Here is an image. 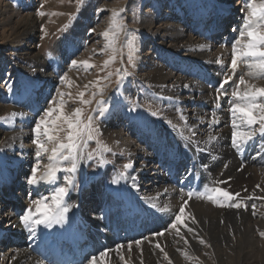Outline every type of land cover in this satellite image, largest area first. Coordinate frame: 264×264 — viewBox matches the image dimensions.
I'll return each instance as SVG.
<instances>
[{
    "label": "bare ground",
    "instance_id": "6f19581e",
    "mask_svg": "<svg viewBox=\"0 0 264 264\" xmlns=\"http://www.w3.org/2000/svg\"><path fill=\"white\" fill-rule=\"evenodd\" d=\"M164 4V0H159L156 11H146L143 17V27L149 31V40L155 49L145 55L148 60L143 61V66L147 64L143 77L148 80L153 93L163 94L168 112L164 117L168 122L147 120L125 111L122 104L120 116L111 117L105 130L108 138L118 140L115 147L127 149L135 161L127 174L117 173L115 183L108 184L103 173L92 180L86 179L81 191L71 188L65 197L70 210L63 224H53L50 228L41 224L33 232L20 221L32 200L43 196L48 197V203H51L52 189L62 185L60 180L55 185L28 183L31 169L37 164L31 123L36 117L30 115L24 123H13L10 133L0 132V202L4 208L0 216V264H49L36 254L34 246L36 239L50 232L52 227L62 228L70 223L82 231L79 232L82 236L94 241L103 233V212L122 214L128 209H140L150 216L153 230L138 240L141 241L139 245L135 242L116 244L109 240L108 245L98 249L94 264H264V236L261 235L264 233V136L260 135V125H254L256 135L251 143L257 144L258 151L256 159L245 161V164L238 158L245 147L238 152L231 140L232 92L237 86L241 92L246 87H264V78L248 74L247 60L244 72L227 68L232 59V45L239 38L245 17L249 15L245 7L247 2L205 0L194 10H186L185 7L175 9ZM28 6L27 9L32 7ZM35 22L30 15L27 18L17 14L9 16L3 22L9 29H0V41L9 46L12 41H33L26 48L41 65L40 54L31 52L36 48L32 27ZM214 31L221 36L212 37ZM78 49L73 50L72 57L80 52ZM0 64L1 78L8 64L5 60ZM61 68L64 69L65 64L62 63ZM44 77L49 79H42L31 90L36 95L33 101L27 102L30 113L38 114L52 95L51 86L57 80L54 81L55 77L51 75ZM241 78L244 85L239 84ZM225 79L228 83L218 100L217 88ZM2 87L0 81V111L4 112L8 108L5 103L11 97L6 96ZM132 89L136 91L135 87ZM12 101L18 104L22 98L16 97ZM18 107L14 110L22 112ZM177 107L182 108L183 122L178 117ZM204 146L212 147L217 158L204 154ZM44 154L48 155L50 151ZM176 158L182 159L176 170H185L180 166L188 158L196 170L203 173L211 189L226 186L225 191L231 193L229 183L233 181L234 186V181H242L245 202L236 201L237 196L230 201L217 197L216 203L208 197L188 198L168 183L162 168L164 163L174 164ZM210 163L212 168L208 167ZM46 164L41 156L38 176L42 175ZM112 167L114 165L109 166L108 171ZM217 174L225 182L218 183ZM87 188L89 192H86ZM221 203L225 206L221 207ZM230 203L247 205V210L228 207ZM181 206L184 207L181 217L184 224L177 225V232L169 225ZM188 227L193 231L189 232ZM157 232H164V235H154ZM14 237H22L23 244H16ZM129 244L132 245L131 251L128 250ZM157 244L160 248L156 247ZM118 245L122 247L118 248ZM105 249H108L107 255L100 257Z\"/></svg>",
    "mask_w": 264,
    "mask_h": 264
},
{
    "label": "rangeland",
    "instance_id": "374dc122",
    "mask_svg": "<svg viewBox=\"0 0 264 264\" xmlns=\"http://www.w3.org/2000/svg\"><path fill=\"white\" fill-rule=\"evenodd\" d=\"M158 1L0 0V29H9L8 26H4L3 22L13 14L25 18L30 15L31 18L36 20L32 24L35 31L34 35H36V42L34 43L36 48L32 49L31 52H37L40 54V60H43L40 65L38 60L30 54V49L26 48V46H31L33 41L22 40L15 43L12 41L13 43L10 46L0 41V63L5 60L8 64L2 71L3 76L0 81L6 96L11 97V100L5 103L8 108L4 112L0 111V132L10 133L13 123H24V119L27 117L29 119L30 115L36 117L31 122L33 130L36 122L45 115L47 109H57V111L52 112L47 117L49 122L54 121L55 125L59 126V130L55 134L56 139L52 142H47L45 145L51 152V149L57 147L59 143L68 142L67 135L69 130L67 124L58 120L57 117L63 114L75 120L76 117L73 116V113L76 109H79L81 129L88 125L91 117L93 130L91 139L84 132L80 140L77 141L80 143V159L78 161L80 167L76 174L77 190L75 191L82 190V185L86 179L92 180L103 173L106 175V182L112 184L117 173H128L130 167L125 168L124 165H132L134 163L135 157L127 149L115 147L118 140L108 138L105 130L111 117L120 116L122 104H124L125 111L141 115L147 120L155 121L160 119L168 122L164 117L168 112L166 111L167 104L162 97L163 94L152 92L151 85L144 78L147 64L143 66V61L148 60L145 58L147 52L152 53L155 50L152 48L154 44H151L149 40V31L143 27V17L146 11H156ZM202 1L205 0H164V5H170L175 9L185 7L186 10H194L199 8ZM257 4H259V0H257ZM28 5H32V7ZM27 6L29 7L28 9ZM245 7L247 6L245 5ZM6 10L10 11L8 12L9 14ZM245 11L247 12L246 9ZM38 12H44L45 15L40 16ZM114 12L119 13L117 24L123 25V30L115 34L114 40L112 36L106 40L101 34L109 29ZM12 31L14 32L15 30L12 29ZM113 31L115 33L116 30ZM74 49H78L80 52L72 57ZM231 56L232 54H230ZM73 60L78 63L73 65ZM84 62H87L91 67H86ZM105 62L108 63L106 64ZM62 63L65 64L64 69L61 68ZM230 65L231 59L227 68L229 71H233ZM244 66L245 60L238 61L237 71L244 72L246 69ZM47 75L54 76V81L57 80L51 86L52 95L49 96L45 106L38 114L30 113L28 107H26L27 102L33 101L36 95L31 90L42 79H49V77H44ZM61 77H66L63 83L61 82ZM86 81L89 82L86 83ZM132 87L136 88L135 92ZM81 92L84 93L83 97L80 96ZM30 94H34V96ZM16 97L22 98V102L18 104L13 102L12 99ZM82 100L88 101V103H82ZM101 102L104 103L102 104ZM16 107H21L22 112H16L14 110ZM176 110L178 117L183 122L184 120L181 117L182 108L177 107ZM153 113L156 114L153 115ZM35 138V135H33V140ZM40 139L42 142L46 141L43 136ZM202 152L208 154V156H213L214 159L217 158L212 147L204 146ZM89 154H91V158H89ZM48 155L42 153L43 161L46 163H48ZM241 163L245 164L242 160ZM112 164L114 167L108 171V167ZM208 167L212 168L211 163L208 164ZM38 173L40 172L38 171ZM41 173L43 174L44 171ZM64 175L63 172L58 173L59 180L62 182L61 186H64ZM216 178H218L216 179L218 183L225 182L222 179L223 177L220 178V174H217ZM230 183V191L233 194H239V198L238 196L235 198L236 201L239 199L245 202L244 198L246 195L244 190L241 189L243 182L234 181V186H232L233 181ZM78 186H80V189H78ZM220 189L226 190L227 187H220ZM86 192H89V189H86ZM33 201L36 200H32L28 204L29 207L33 206ZM32 206L30 208L34 210L35 204L34 207ZM17 238L19 239L20 237Z\"/></svg>",
    "mask_w": 264,
    "mask_h": 264
},
{
    "label": "snow or ice",
    "instance_id": "6c2138e0",
    "mask_svg": "<svg viewBox=\"0 0 264 264\" xmlns=\"http://www.w3.org/2000/svg\"><path fill=\"white\" fill-rule=\"evenodd\" d=\"M247 8L249 10V15L245 17L244 24L240 29L239 38L232 45V59H231V69L236 70L238 66V61L247 60L249 63L247 67L249 68V75L254 78H264V0H246ZM38 15L44 16V12H38ZM55 15V13H53ZM117 17H119L118 12L113 13V18L108 30L104 31L101 35L108 40L112 36L113 40L115 34L123 30V25L117 24ZM43 30V29H42ZM113 30H116L115 33ZM131 59V58H129ZM78 62L73 60L72 64L76 65ZM86 67H91L87 62H84ZM106 64L108 62H105ZM66 77H61V82L65 81ZM230 79V77L228 78ZM228 79H225L220 86L217 88V99H220V94L224 91V85L228 83ZM240 85H244L245 81L243 78L239 81ZM87 87V86H85ZM80 96L83 97L84 93L81 92ZM233 102L231 103L230 112L232 114V146L239 152L241 148L246 147L256 135L254 125H260V135L264 136V87L252 86L250 89L245 88L243 92L237 89L232 92ZM82 103H88V101H81ZM102 104L104 102H101ZM57 111V109L49 108L46 110L45 115L40 118L33 128V133L35 139L33 143L36 145V166L31 169V174L28 176V183L30 185H37L40 183H48L55 185L59 180L58 173L63 172L65 175L64 186H55L52 189V195L50 197L51 203H48V197H41L39 200L33 201L35 204V211L32 208H28L24 215L20 216V221L25 228L35 231L36 226L43 224L46 228H50L53 224H63L66 219V214L70 210V207L65 202V197L68 195L69 190L76 186V174L80 167L78 161L81 135L86 132L89 139L92 136L91 120L89 118V123L84 127L80 128V110L76 109L73 116L76 117L75 120L71 119L69 116L60 115L57 117L58 120L63 121L67 124L68 135L67 143H59L57 147L51 149L50 154L47 156L48 163L44 166L45 170L42 175L38 176L39 164L41 160L42 153H48L49 149L45 146L47 142H52L56 139V132L59 130V126L55 125V122H49L47 117H49L52 112ZM62 112V108H61ZM156 113H153L155 115ZM15 115V114H13ZM215 120V116H213ZM46 138V141L42 142L40 137ZM107 150V149H106ZM91 158V154H89ZM66 165V166H65ZM125 168L131 167L130 164L124 165ZM123 175V174H121ZM117 182L116 180L113 181ZM193 194L188 193L191 197ZM203 195V194H201ZM238 196L239 194H233L223 189H212V194L208 196L209 200L214 203L217 202V197H223L226 201L233 199V196ZM221 207L225 204L221 203ZM231 208H245L247 210V205L241 203H230L227 205ZM255 209V205L252 206ZM184 214V207L181 206L179 213L175 216V219L169 225L170 228L176 229L179 232L177 225H183L184 222L181 217ZM255 215V211H253ZM195 223V218L192 217ZM187 227V225H184ZM189 232L193 231L190 227L187 228ZM167 231V229L165 230ZM154 235L163 236L164 232H157ZM264 236V233H261ZM137 245L141 241H135ZM200 243H204L203 240ZM122 247L118 245V248ZM160 248V245H156ZM132 245H128V250L131 251ZM142 251V250H141ZM163 252V249L161 248ZM107 255V251L101 252L100 257ZM122 260L123 257H120ZM165 258H167V253H165ZM97 261V257H91L89 264H94Z\"/></svg>",
    "mask_w": 264,
    "mask_h": 264
}]
</instances>
